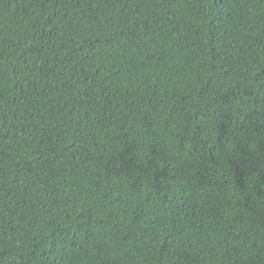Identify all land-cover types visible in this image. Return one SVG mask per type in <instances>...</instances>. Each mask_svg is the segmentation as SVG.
<instances>
[{"label": "trees", "instance_id": "16d2710c", "mask_svg": "<svg viewBox=\"0 0 264 264\" xmlns=\"http://www.w3.org/2000/svg\"><path fill=\"white\" fill-rule=\"evenodd\" d=\"M0 264H264V0H0Z\"/></svg>", "mask_w": 264, "mask_h": 264}]
</instances>
